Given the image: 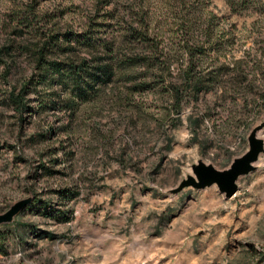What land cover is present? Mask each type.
Wrapping results in <instances>:
<instances>
[{
	"label": "rangeland",
	"instance_id": "rangeland-1",
	"mask_svg": "<svg viewBox=\"0 0 264 264\" xmlns=\"http://www.w3.org/2000/svg\"><path fill=\"white\" fill-rule=\"evenodd\" d=\"M62 5L74 28L91 8ZM208 7L230 29L222 52L242 59L217 89L184 90L177 104L166 79L142 83L73 118L41 86L20 111L0 97V213L30 198L0 222V264H264V151L229 197L214 185L171 191L197 159L228 166L264 121V0ZM19 67L10 79L29 74L23 58ZM8 83L0 78V95ZM257 133L264 140V125Z\"/></svg>",
	"mask_w": 264,
	"mask_h": 264
},
{
	"label": "trees",
	"instance_id": "trees-1",
	"mask_svg": "<svg viewBox=\"0 0 264 264\" xmlns=\"http://www.w3.org/2000/svg\"><path fill=\"white\" fill-rule=\"evenodd\" d=\"M72 1L9 0L5 11L0 7V78L9 82L3 103L20 111L30 87L41 86L73 118L80 104L101 95L128 96L166 79L179 104L184 90L196 98L217 89L224 66L242 62L222 52L221 36L230 29L209 0H90L75 28L62 5ZM225 1L233 8L243 0ZM21 58L30 72L15 81ZM59 193L66 200L76 194L68 187Z\"/></svg>",
	"mask_w": 264,
	"mask_h": 264
},
{
	"label": "water",
	"instance_id": "water-1",
	"mask_svg": "<svg viewBox=\"0 0 264 264\" xmlns=\"http://www.w3.org/2000/svg\"><path fill=\"white\" fill-rule=\"evenodd\" d=\"M264 125V121L254 125L247 135V148L241 154L234 156L228 166L217 168L210 162L201 159L190 164L191 171L186 172L171 191H177L184 186L203 188L216 184L218 190L229 197L234 194L237 188V178L255 168V161L259 154L264 151V140L258 135L257 131ZM29 197L19 199L0 213V222L9 221L12 216L21 209L28 201Z\"/></svg>",
	"mask_w": 264,
	"mask_h": 264
},
{
	"label": "bare ground",
	"instance_id": "bare-ground-1",
	"mask_svg": "<svg viewBox=\"0 0 264 264\" xmlns=\"http://www.w3.org/2000/svg\"><path fill=\"white\" fill-rule=\"evenodd\" d=\"M264 146V145H263ZM188 169H189V171H191V167H190V165L188 166ZM211 185H214V186H216V184H211ZM217 187V186H216Z\"/></svg>",
	"mask_w": 264,
	"mask_h": 264
}]
</instances>
